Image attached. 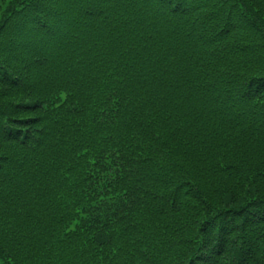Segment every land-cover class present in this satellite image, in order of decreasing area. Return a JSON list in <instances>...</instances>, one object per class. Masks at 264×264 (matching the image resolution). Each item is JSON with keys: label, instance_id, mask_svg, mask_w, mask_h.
<instances>
[{"label": "trees", "instance_id": "16d2710c", "mask_svg": "<svg viewBox=\"0 0 264 264\" xmlns=\"http://www.w3.org/2000/svg\"><path fill=\"white\" fill-rule=\"evenodd\" d=\"M0 264H264V0H0Z\"/></svg>", "mask_w": 264, "mask_h": 264}]
</instances>
